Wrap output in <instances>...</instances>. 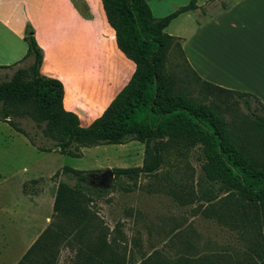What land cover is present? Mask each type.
Returning <instances> with one entry per match:
<instances>
[{"label":"trees","instance_id":"1","mask_svg":"<svg viewBox=\"0 0 264 264\" xmlns=\"http://www.w3.org/2000/svg\"><path fill=\"white\" fill-rule=\"evenodd\" d=\"M101 3L115 31L118 49L135 65L130 81L103 114L89 127H82L79 117L65 110L64 86L41 74L44 54L34 35H29L25 38V59L32 57L30 67L18 69L10 80L0 83V121L27 137L15 120L31 119L56 143L61 154L72 157H81L82 148L132 141L143 144L142 166L114 168V179L135 180L143 174H155L169 152L198 150L202 160L198 181L201 200L211 203L226 195L234 207L230 215L242 218L254 239L243 264H264V104L250 93L202 80L186 61L182 40L166 32L174 19L198 8L197 0L160 19L153 16L148 0ZM172 50L180 52L190 71L184 84L168 72ZM250 100L255 101L258 112L250 108ZM240 103L248 112L241 111ZM95 172L63 168L62 174L72 175L77 183L58 184L50 226L18 264H55L58 253L54 256L48 247L69 237L81 244L83 261L78 264H127L109 252L111 244L106 236L97 233V216L89 208L95 194L88 186ZM44 240L40 258L33 257ZM138 264L167 263L148 257ZM177 264L191 263L183 260Z\"/></svg>","mask_w":264,"mask_h":264},{"label":"rangeland","instance_id":"2","mask_svg":"<svg viewBox=\"0 0 264 264\" xmlns=\"http://www.w3.org/2000/svg\"><path fill=\"white\" fill-rule=\"evenodd\" d=\"M231 2L232 0H205L203 19L218 13L221 6L224 8ZM83 4L81 9L87 18L93 16L97 22V0H85ZM180 24L181 27H173L171 32L182 28L187 36L193 34L187 22ZM60 30L50 41L53 45L56 40L61 39L58 41L60 44L52 50L56 59L63 62L70 59V56L62 44L66 40L71 41L76 31L71 17L69 24ZM32 33L28 31L27 36ZM197 34L191 41L192 44L204 37L210 41L208 34L215 37V34L223 35V31L202 29ZM234 34L231 32V35ZM88 42L89 40L79 49L87 68L91 65L89 55L92 50ZM220 43L221 40L217 44ZM25 47L28 51L27 42L22 43V53ZM31 59L32 57H28L21 60L22 63L18 66L11 64L8 68H0V83L10 80L18 69H28ZM71 59L69 62L77 65L79 58L76 61L73 57ZM80 62L82 64L81 60ZM167 68L183 84L186 83L185 76H191L178 50L170 52ZM194 94L196 95V91ZM250 101V108L258 112L255 101ZM240 107L241 111L248 112L245 104L240 103ZM15 122L26 132L27 137L13 129L8 122L0 121V175L5 182L0 191L4 186L11 188L8 201L17 196L20 182L24 179L37 181H28L25 185L27 191L35 185L38 193L53 195L60 182L71 186L77 183L72 175L62 174L63 168L97 171L91 175L88 183L89 189L95 194L91 196L93 201L89 203V208L97 216L94 221L98 226L97 233L106 236L111 244L109 252L120 256L127 264H138L148 257L167 264H177L183 260H188L191 264H206L208 261L215 264L245 262L250 242L254 240L251 228L239 216L230 215L234 207L228 202L226 195L221 194L211 203L201 200L198 181L202 175V160L198 150L169 152L164 165L155 174H143L135 180L123 177L114 179L109 173L114 168L142 166L143 144L132 141L124 145L82 148L81 157H72L61 154L56 143L45 137L33 120L24 118L16 119ZM42 148L50 151H41ZM45 213V210H39V216ZM58 244L63 245L64 249L60 256L56 252L58 257L55 264H78L83 261V254H79L81 244L74 237Z\"/></svg>","mask_w":264,"mask_h":264},{"label":"crops","instance_id":"3","mask_svg":"<svg viewBox=\"0 0 264 264\" xmlns=\"http://www.w3.org/2000/svg\"><path fill=\"white\" fill-rule=\"evenodd\" d=\"M84 1L0 0V67L18 66L26 60L27 47L23 53L21 47L27 32H33L31 35L44 54L41 74L62 82L65 110L76 114L82 127H89L130 81L135 65L118 49L115 31L107 22L101 0H97V22L93 16L87 18L81 9ZM190 1L148 0V3L153 16L160 19ZM204 2L197 0L198 8L178 16L166 32L182 40L185 59L202 80L228 90L250 93L264 104V0H232L207 19L202 17ZM70 17L75 36L62 45L70 59L79 58L77 65L70 63V59L57 60L52 48L61 39L53 45L50 41L61 32V27L69 24ZM182 22L188 23L192 35L187 36L182 28L171 32L173 27H181ZM202 29L221 30L223 35L208 34L210 41L204 37L192 44ZM86 39L92 48L89 68L84 66L79 51L87 43ZM3 178L0 175V187L5 183ZM28 181L36 183L32 179L22 180L12 201L7 198L11 195L10 187L4 186L0 191V264H18L52 222L57 187L53 195L38 193L35 185L27 191ZM41 209L46 213L39 216ZM45 244L44 240L32 256L39 257ZM48 248L53 254L59 252V256L64 249L59 244Z\"/></svg>","mask_w":264,"mask_h":264},{"label":"water","instance_id":"4","mask_svg":"<svg viewBox=\"0 0 264 264\" xmlns=\"http://www.w3.org/2000/svg\"><path fill=\"white\" fill-rule=\"evenodd\" d=\"M112 175V171L109 172Z\"/></svg>","mask_w":264,"mask_h":264}]
</instances>
